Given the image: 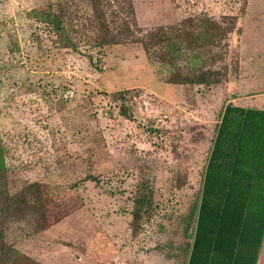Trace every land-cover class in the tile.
I'll list each match as a JSON object with an SVG mask.
<instances>
[{"label": "rangeland", "instance_id": "374dc122", "mask_svg": "<svg viewBox=\"0 0 264 264\" xmlns=\"http://www.w3.org/2000/svg\"><path fill=\"white\" fill-rule=\"evenodd\" d=\"M95 1L113 31L130 35L99 45ZM128 1L0 0L8 188L42 182L49 218L40 230L33 216L8 222L5 240L15 251L0 264H186V218L200 199L223 109H264V0H131L134 17ZM47 8L70 20L76 49L29 14ZM206 16L223 26L237 17L228 38L202 57L221 81L168 83L167 67L141 41L159 26L195 34L196 23L183 22ZM126 22L131 31L119 27ZM88 174L98 182L84 181ZM145 179L154 208L135 232L131 211Z\"/></svg>", "mask_w": 264, "mask_h": 264}, {"label": "trees", "instance_id": "16d2710c", "mask_svg": "<svg viewBox=\"0 0 264 264\" xmlns=\"http://www.w3.org/2000/svg\"><path fill=\"white\" fill-rule=\"evenodd\" d=\"M97 5L95 1L92 22L100 31L96 39L99 45L113 44L121 40L120 35L122 38L130 35L113 31ZM128 5L134 17L131 0ZM29 14L51 24L64 47L76 49L68 32L70 20L64 12L47 8L33 9ZM229 18L226 26L209 16L188 18L183 23H196L195 34L185 27L159 26L141 42L150 58L167 67L168 83L211 86L221 81V71L203 66L202 57L209 46L221 44L235 30L237 17ZM119 27L130 30L128 22ZM83 180L98 182L99 178L88 174ZM46 193L40 181L14 193L9 190L4 149L0 146V257L13 250L5 240L4 227L8 222L27 215L37 220L36 230L48 224ZM153 208L154 186L145 179L138 185L131 211L135 232L152 215ZM184 236L188 238L184 245L186 264H258L264 239V109L238 106L234 102L223 109L200 199L186 218Z\"/></svg>", "mask_w": 264, "mask_h": 264}, {"label": "built area", "instance_id": "2783aa9c", "mask_svg": "<svg viewBox=\"0 0 264 264\" xmlns=\"http://www.w3.org/2000/svg\"><path fill=\"white\" fill-rule=\"evenodd\" d=\"M68 96H70V97L73 96V91H69Z\"/></svg>", "mask_w": 264, "mask_h": 264}, {"label": "crops", "instance_id": "0c3cea01", "mask_svg": "<svg viewBox=\"0 0 264 264\" xmlns=\"http://www.w3.org/2000/svg\"><path fill=\"white\" fill-rule=\"evenodd\" d=\"M240 20H241V18H240ZM240 20H239V24H240V26L242 27L243 25H242L241 23H243V22H241ZM240 22H241V23H240ZM253 96H254V95H253ZM259 109H261V108H259Z\"/></svg>", "mask_w": 264, "mask_h": 264}]
</instances>
